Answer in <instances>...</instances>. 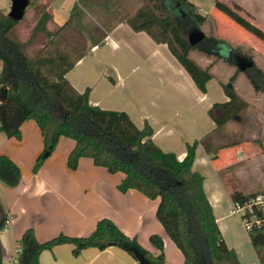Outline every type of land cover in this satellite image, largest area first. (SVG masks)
Masks as SVG:
<instances>
[{
  "label": "crops",
  "instance_id": "0c3cea01",
  "mask_svg": "<svg viewBox=\"0 0 264 264\" xmlns=\"http://www.w3.org/2000/svg\"><path fill=\"white\" fill-rule=\"evenodd\" d=\"M190 1L207 18L213 15L217 25L223 23V27L215 29V33H223L222 38L226 41L221 46L219 59H209L211 61L203 64L190 52L200 65L209 66L212 76L205 82V91L196 86L166 43L154 41L144 30H133L125 15L118 11L109 14L113 6L108 11L105 6L98 5L97 0H88L86 7L100 15V22L92 28L104 33V38L96 44L88 39L85 52L64 74L78 92L87 91L90 104L123 111L138 128L148 125L152 129V141L162 151L175 154L178 160L185 155L187 144L215 127L209 109L213 117L222 115L221 109L213 104L229 99L221 86L234 73L232 65L225 61L229 44L255 46L254 42L244 40L248 36L246 29L214 7L215 0ZM222 1L230 6H239L240 1L246 6L245 2H250ZM53 4L54 0H51L52 8ZM259 9L264 13V6L260 5ZM244 13L245 17L252 19V14L246 10ZM68 14L62 16L67 18ZM86 25L90 26V23L87 21ZM230 31L236 34L235 40L243 43L231 41L227 33ZM242 76L245 75H237L233 87L249 103L239 90ZM20 130V139L8 137L0 130V153L8 155L18 165L24 180L18 190L0 180V207L8 218L0 230L1 264H15L16 249L27 227L33 228L39 241L59 233L83 236L93 230L101 217L111 219L126 235L135 237L153 254L159 253V249L150 242L149 236L158 234L163 241V264H182L181 251L156 217L159 197L149 198L135 188L120 191L117 184L124 173L109 172L104 166L94 164L88 156H81L76 168H69L66 159L74 140L66 136L58 138L54 149L34 173L32 166L43 148V136L33 119L23 121ZM257 144L258 141L244 140L214 154L198 144L192 166L205 176L204 190L219 230L226 245L235 250L240 264L260 263L240 215L232 211L230 193L264 189V155L254 154L261 152ZM72 247L71 243L64 242L42 250L39 264L137 263L130 253L116 245L104 249L88 246L77 255L72 253Z\"/></svg>",
  "mask_w": 264,
  "mask_h": 264
},
{
  "label": "trees",
  "instance_id": "16d2710c",
  "mask_svg": "<svg viewBox=\"0 0 264 264\" xmlns=\"http://www.w3.org/2000/svg\"><path fill=\"white\" fill-rule=\"evenodd\" d=\"M141 1L134 14L124 16L127 23L133 30H144L154 41L166 43L196 86L205 91V82L212 76L209 66L200 65L190 52L197 50L217 60L226 41L212 34H204L195 43L189 41V34L201 30L207 19V15L202 14L190 0ZM50 2L29 0L27 6L34 9L36 19L24 37L17 27L25 15L14 20L0 9V95L4 93L0 99V130L8 137L20 139L22 122L27 119L36 121L43 136V148L33 163L34 173L54 149L58 138L66 136L74 140L66 159L69 168H76L78 159L88 156L94 164L104 166L109 172L124 173L117 184L120 191L135 188L149 198L159 197L156 217L181 251L182 264H240L235 250L226 245L219 230L204 190L205 176L192 166L198 144L206 152L214 154L246 140L243 127H229L232 120L242 124L249 106L234 89L233 81L238 72H244L252 88L264 93V71L240 45L229 44L225 61L235 70L227 82L221 83L229 99L213 104V107L221 109L222 115L213 117L209 109L215 127L187 144L185 155L178 160L175 154L162 151L152 141V129L148 125L138 128L125 112L90 104L87 91L78 92L66 80L65 72L86 50L84 46L70 57L72 44L69 35L75 30L69 25L73 21L83 25L86 13L81 17L82 9L75 1L67 19L50 29L47 25L52 18L48 7ZM214 7L264 42V30L241 14L239 6L215 0ZM83 27L86 28L85 25ZM75 33L82 34L80 31ZM103 38L104 33H99L96 39L90 40L96 44ZM240 58L251 61V64L241 70L238 66ZM0 180L17 190L24 183L18 165L4 153H0ZM260 193H264V189L249 193L232 191L230 196L233 201L243 204ZM255 213L260 214L259 211ZM251 214L246 212V215ZM6 219L7 215L0 207V230ZM247 233L259 263L264 264V224L250 226ZM149 240L159 253L149 252L135 237L126 235L107 217L99 218L88 235L59 233L44 241H39L33 228L27 227L20 238L17 264H39L42 250L64 242L73 245L72 253L75 255L88 246L104 249L116 245L135 258L130 247H137L150 262L163 264L162 238L151 234ZM1 259L0 247V264Z\"/></svg>",
  "mask_w": 264,
  "mask_h": 264
},
{
  "label": "rangeland",
  "instance_id": "374dc122",
  "mask_svg": "<svg viewBox=\"0 0 264 264\" xmlns=\"http://www.w3.org/2000/svg\"><path fill=\"white\" fill-rule=\"evenodd\" d=\"M41 2L46 0H40ZM62 1V2H61ZM74 1H78L79 6L81 7V17H83L85 10L88 11V13L83 18V25L86 26V28H91L93 25L96 27L100 22V15L97 13H94V11L89 10L88 7H84V2L88 0H54V6L52 8L51 5L48 7L51 10L52 18L48 21L47 25L50 29H54L58 27L62 22L67 19L66 17L62 16L64 13H69L70 8L72 7ZM98 5L105 6L108 11L111 6H113V9L109 14H112L116 11L120 12L121 15H132L137 10L138 7L141 6L142 1L141 0H128L126 3H121L117 0H97ZM248 1V0H247ZM250 2H245L246 6L241 4V1L239 2V12L243 15H245L244 11L246 10L250 14H252V19H249L257 26L261 27L264 30V13L260 11L259 7L264 6V0H249ZM11 6V0H0V9L7 13ZM253 6L258 8H253ZM247 7V9L245 8ZM85 8V9H84ZM248 14V13H247ZM24 19L21 20L18 24L17 29L20 32V35L24 37L30 26L34 23L36 16L34 14V9L32 7L26 6V9L24 10ZM206 24L201 27V30L204 34H212L217 37L222 38L223 33H215V29L217 27H223V23L216 24V21L213 17V15H209V18H207ZM90 23V27L86 25V22ZM214 24H216L214 26ZM83 25L79 22H72L70 23L69 27H72L75 31H73V34L70 33V44H72V49H70V57H74L75 52L80 51L88 42L87 40L93 37H97L99 35V32H96L95 30H91L89 32L88 29L84 28ZM228 30V28H226ZM244 30V29H243ZM82 32L81 35L75 33V32ZM247 33V37L244 39L248 42H254L255 46H251L249 43L245 44H236L234 45H240V47L248 54L251 55L253 61L256 63L257 66H259L264 71V43L260 41L256 36L251 34L250 32L244 30ZM229 37H231V41L233 42H239L243 43L240 40H235L236 34H234L233 31L227 32ZM91 34V36H90ZM90 36V37H89ZM223 39V38H222ZM192 57H194L197 60H200L203 64L208 63V61H211L214 59L213 57H205L203 53L192 50L191 53ZM211 59V60H209ZM220 66H222L220 64ZM232 68L235 70V67L232 66ZM245 75L244 72H238L235 76L237 77L238 74ZM242 83L239 84V90L242 92V94L245 95V97L248 99L250 103V107L247 109L246 112H244V120L242 124H239L237 121L232 120L229 124V127L231 129H240L243 127V134L246 140L250 142L258 141V147L261 149V152L256 151L254 154L259 155V153H262L264 155V93L263 92H256L252 86L250 85L249 81L246 79L245 76H242ZM248 152V151H247ZM262 165L264 167V161L262 162Z\"/></svg>",
  "mask_w": 264,
  "mask_h": 264
},
{
  "label": "built area",
  "instance_id": "2783aa9c",
  "mask_svg": "<svg viewBox=\"0 0 264 264\" xmlns=\"http://www.w3.org/2000/svg\"><path fill=\"white\" fill-rule=\"evenodd\" d=\"M232 211L240 215L241 223L245 229H249L252 225L264 224V193L258 194L253 199L243 204L238 201H233ZM255 211H259L260 214L257 215ZM246 212L252 214L246 215ZM7 221L8 218L6 219L5 225L7 224ZM16 251L18 257L20 246L17 247ZM17 257L15 264H17Z\"/></svg>",
  "mask_w": 264,
  "mask_h": 264
},
{
  "label": "water",
  "instance_id": "95a60500",
  "mask_svg": "<svg viewBox=\"0 0 264 264\" xmlns=\"http://www.w3.org/2000/svg\"><path fill=\"white\" fill-rule=\"evenodd\" d=\"M29 0H11V6L9 11L6 13L9 17L13 18L14 20H19L23 14L26 6L28 5ZM204 33L200 30L193 31L189 34V41L191 43H195L201 38H203ZM251 61L240 58L238 59V66L240 69H244L247 65H250ZM4 96V93L0 95V99H2ZM132 250L137 263L139 264H155L150 262L140 251L137 247H130Z\"/></svg>",
  "mask_w": 264,
  "mask_h": 264
}]
</instances>
